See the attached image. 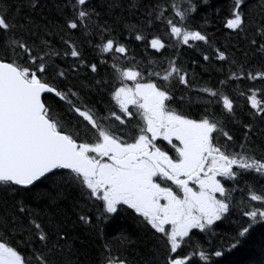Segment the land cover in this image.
I'll return each instance as SVG.
<instances>
[{
    "label": "snow or ice",
    "instance_id": "obj_1",
    "mask_svg": "<svg viewBox=\"0 0 264 264\" xmlns=\"http://www.w3.org/2000/svg\"><path fill=\"white\" fill-rule=\"evenodd\" d=\"M264 264V0H0V264Z\"/></svg>",
    "mask_w": 264,
    "mask_h": 264
},
{
    "label": "trees",
    "instance_id": "obj_2",
    "mask_svg": "<svg viewBox=\"0 0 264 264\" xmlns=\"http://www.w3.org/2000/svg\"><path fill=\"white\" fill-rule=\"evenodd\" d=\"M253 254L250 249H241L233 252L231 255L225 257L222 264H250L253 259Z\"/></svg>",
    "mask_w": 264,
    "mask_h": 264
}]
</instances>
